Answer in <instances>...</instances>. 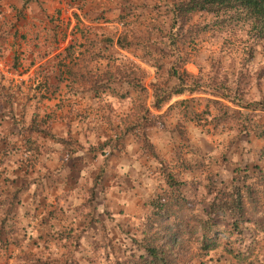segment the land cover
Wrapping results in <instances>:
<instances>
[{"label":"rangeland","instance_id":"1","mask_svg":"<svg viewBox=\"0 0 264 264\" xmlns=\"http://www.w3.org/2000/svg\"><path fill=\"white\" fill-rule=\"evenodd\" d=\"M184 1L107 0L99 19L121 6L125 26L51 29L76 43L73 91L1 68L0 264H117L146 255L150 231L168 264H264V39L234 11L176 20ZM155 86L173 95L160 109ZM168 174L189 210L152 229ZM235 187L253 190L250 222L216 216L226 233L208 251L198 219L215 188Z\"/></svg>","mask_w":264,"mask_h":264},{"label":"crops","instance_id":"2","mask_svg":"<svg viewBox=\"0 0 264 264\" xmlns=\"http://www.w3.org/2000/svg\"><path fill=\"white\" fill-rule=\"evenodd\" d=\"M106 3L107 0H0V70L4 65L12 68L18 63L25 68L21 69L22 75L30 76L38 71L45 80L46 77L53 79V85L49 80L46 84L54 90L65 83L67 89L73 91V83L64 78L68 76L64 66L66 61L69 66L72 64L70 51L76 43L71 34L69 40L63 42L60 38L62 30L51 29L72 30L78 27V23H82L79 24L81 28L87 29L125 26L122 19L127 12L121 6L112 13L118 20L106 23L99 19L110 14ZM93 6L101 11L93 10ZM27 64L28 67H25Z\"/></svg>","mask_w":264,"mask_h":264},{"label":"trees","instance_id":"3","mask_svg":"<svg viewBox=\"0 0 264 264\" xmlns=\"http://www.w3.org/2000/svg\"><path fill=\"white\" fill-rule=\"evenodd\" d=\"M175 10L176 20L183 15L189 16L197 12L234 11L235 14L243 17L246 21L251 23L252 28L258 31L259 37L264 39V0H187L176 4ZM129 12L130 11H127V13ZM176 26L175 22H173V27ZM91 42L92 41L90 40H86V46L88 47V43ZM64 67L68 70L67 74L71 77L70 79L73 85L82 83L81 80H83L85 76L78 74L77 63H73L70 66L66 65ZM187 74L189 75V73ZM127 82L134 87L137 92L146 91L145 88H142V84L141 89L139 90V83H136L132 79H129ZM101 88L103 89L105 87L103 86ZM92 91L95 92V89L93 88ZM109 91H111L112 97L125 99L124 96H119V92H115L113 89L108 90V92ZM166 91L167 90L162 91L160 88L155 86V98L157 102L156 108L160 109L172 100L173 95H166ZM160 92L161 94L163 93L161 99L159 98L160 96L158 97ZM183 92V90L178 91L177 93H174V95L180 96ZM171 176L172 175L170 174L167 175V184L169 188H163L160 193H157L158 195L156 199H152L150 203L148 201L152 208V213L149 217L152 223V229L156 227L157 223H164L174 217H177V219L179 218V221L177 222V219H175V221L171 222L168 226L178 227L177 224L180 222V215L184 212V210H189V199L177 190L179 189L177 188L179 183L174 182V179ZM214 191L215 194L213 201H211V203L207 206L208 209H204L206 210V217L198 219L201 224L205 249L208 251L216 249L219 240L218 236L221 233H226V231H220L218 226L212 223L215 220V217L229 216V220L233 228L238 230L241 224L250 222L245 217L247 212L246 198L248 197V194L252 199L253 194V190L251 188H249L248 191H243L240 187H235L232 190H227V188L222 190L215 188ZM150 232L151 235H147L144 238L146 244L141 245L142 249L145 250L146 255L135 256L134 258H128L125 261L119 260L117 261V264H168L164 258V247L158 242L159 234L154 231ZM214 235H217V237L214 238ZM240 235H242V231L240 232Z\"/></svg>","mask_w":264,"mask_h":264}]
</instances>
